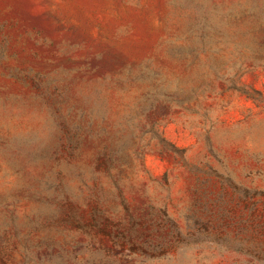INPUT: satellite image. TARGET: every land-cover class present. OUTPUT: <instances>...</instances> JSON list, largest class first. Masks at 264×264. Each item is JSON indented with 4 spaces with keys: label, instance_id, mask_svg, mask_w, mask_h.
Returning <instances> with one entry per match:
<instances>
[{
    "label": "rangeland",
    "instance_id": "rangeland-1",
    "mask_svg": "<svg viewBox=\"0 0 264 264\" xmlns=\"http://www.w3.org/2000/svg\"><path fill=\"white\" fill-rule=\"evenodd\" d=\"M249 1L0 0V233H20L0 264H74L17 191L104 183L117 151L141 231L117 264H264V46L232 19Z\"/></svg>",
    "mask_w": 264,
    "mask_h": 264
},
{
    "label": "trees",
    "instance_id": "trees-1",
    "mask_svg": "<svg viewBox=\"0 0 264 264\" xmlns=\"http://www.w3.org/2000/svg\"><path fill=\"white\" fill-rule=\"evenodd\" d=\"M263 2L258 5L257 0H251L249 5L254 7L244 8L239 16H232L238 23L245 19L251 21L252 27L247 33L253 39V44L257 45L259 53L264 46ZM205 20L206 17L202 15L203 23ZM204 40L209 41V37L201 34V43L204 44ZM61 130L65 144L72 149L73 130L64 122H61ZM118 155V151L110 153L102 163L101 169L106 179L104 183L98 176L89 179L80 176L73 184L74 179L57 172L53 178L39 179L36 185H20L17 191L19 195L16 196L26 193L38 200L43 208L41 212L33 214L36 225L54 228L63 235L62 241L54 243L59 258L66 254L74 264H117L123 255L116 249L126 245L133 247L136 239L141 238L139 220L130 214L128 199L123 195V163L116 165ZM11 195L2 198L1 202H7ZM12 222L0 233V243L20 236L15 228H11ZM101 235L108 237L112 246L102 244Z\"/></svg>",
    "mask_w": 264,
    "mask_h": 264
}]
</instances>
